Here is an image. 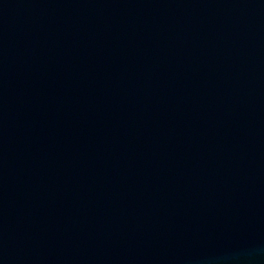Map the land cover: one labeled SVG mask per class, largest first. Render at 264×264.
<instances>
[{
  "label": "water",
  "instance_id": "95a60500",
  "mask_svg": "<svg viewBox=\"0 0 264 264\" xmlns=\"http://www.w3.org/2000/svg\"><path fill=\"white\" fill-rule=\"evenodd\" d=\"M0 264H264V0H0Z\"/></svg>",
  "mask_w": 264,
  "mask_h": 264
}]
</instances>
